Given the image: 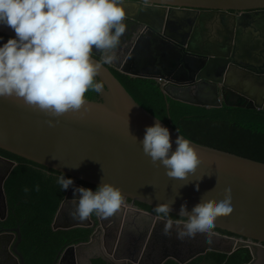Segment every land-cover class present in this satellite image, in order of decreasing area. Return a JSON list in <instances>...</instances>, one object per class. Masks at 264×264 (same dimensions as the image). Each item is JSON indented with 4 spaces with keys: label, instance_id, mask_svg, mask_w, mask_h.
I'll return each mask as SVG.
<instances>
[{
    "label": "water",
    "instance_id": "obj_1",
    "mask_svg": "<svg viewBox=\"0 0 264 264\" xmlns=\"http://www.w3.org/2000/svg\"><path fill=\"white\" fill-rule=\"evenodd\" d=\"M123 7L126 17L159 35L147 41L173 45L177 57L153 49L156 54L149 59L150 68L142 64L147 57L138 54L146 41L141 32L130 44L124 62L114 60L102 66L96 79L104 88L98 98H86L87 111L81 108L58 118L48 117L14 97L0 98V148L94 185L112 183L123 196L153 207L173 201L170 213L176 215L181 204L188 213L200 202L223 199L224 189L230 188L233 211L218 217L214 228L234 235L211 230V243L205 242V236L194 237L191 242L172 241V249L164 248L156 264L168 258L185 264L210 250L230 254L243 246L252 253L251 260L243 264L264 262V161L189 139L195 148V173L186 179L167 176L164 167L154 165L142 151L139 142L145 127L159 120L169 129L172 150L177 135L188 138L140 105L110 69L115 64L121 71L156 78L165 86L170 82L183 89L191 85L195 98L166 90L171 97L187 103L264 109V0H124ZM0 33L15 35L6 25H0ZM7 39H0V44ZM93 52V58L100 59L96 56L99 52ZM151 64L160 71L151 69ZM48 119L58 122L49 126ZM10 162L8 172L16 164ZM56 221L54 229L85 224L58 225ZM16 232L13 250L18 264H26L19 250V227ZM89 241L66 248L74 250ZM63 250L58 251L52 264L64 262Z\"/></svg>",
    "mask_w": 264,
    "mask_h": 264
},
{
    "label": "clouds",
    "instance_id": "obj_2",
    "mask_svg": "<svg viewBox=\"0 0 264 264\" xmlns=\"http://www.w3.org/2000/svg\"><path fill=\"white\" fill-rule=\"evenodd\" d=\"M123 3L124 0H0V25L15 33L0 44V98L22 100L48 117L58 118L81 108L87 111L85 93L103 91L104 84L96 77L103 65L116 59L114 50L126 31ZM93 48L100 59L93 58ZM46 122L54 126L58 121ZM139 143L143 153L154 165L163 166L169 177H192L198 167L190 140L177 135L172 150L169 129L159 120L145 127ZM56 183L65 190L73 180L61 173ZM34 188L38 191L39 185ZM23 191L27 193L29 188L25 186ZM73 191L79 193L74 216L81 221L92 214L110 217L123 203L121 189L109 182L102 181L95 190L75 186ZM231 200V189L225 188L223 199L200 202L188 213L181 204L179 216L183 220L170 218L173 201L159 203L153 210L165 218L164 235L171 236L175 228L178 243L191 242L198 236H205V242L211 243L217 218L233 211Z\"/></svg>",
    "mask_w": 264,
    "mask_h": 264
},
{
    "label": "trees",
    "instance_id": "obj_3",
    "mask_svg": "<svg viewBox=\"0 0 264 264\" xmlns=\"http://www.w3.org/2000/svg\"><path fill=\"white\" fill-rule=\"evenodd\" d=\"M133 24L126 39L125 50H114L116 60L124 59L126 50L136 38L138 24ZM156 46L158 41H148ZM110 69L122 82L134 99L164 123L180 131L188 139L252 159L264 161V109L241 106H202L175 99L166 93L169 85L146 76L126 73L110 65ZM172 93V92H171ZM88 99L98 98V93H85ZM0 153L14 159V166L6 179V193L12 213L21 221L22 242L20 249L27 264H52L64 245L88 240L92 229L52 227L55 215L67 189L62 190L56 178L62 173L22 156L0 148ZM65 177H71L63 173ZM83 181V180H81ZM85 182V181H83ZM94 186L92 183L85 182ZM39 185L36 191L34 186ZM29 191L25 193L23 188ZM144 206H153L143 203ZM169 215L178 217L173 213ZM218 229V228H216ZM219 231L232 234L223 229ZM252 253L249 247H239L232 253L210 250L185 264H243L249 262ZM92 264H108L102 257L92 259ZM110 264V263H109ZM164 264H177L168 259Z\"/></svg>",
    "mask_w": 264,
    "mask_h": 264
},
{
    "label": "flooded vegetation",
    "instance_id": "obj_4",
    "mask_svg": "<svg viewBox=\"0 0 264 264\" xmlns=\"http://www.w3.org/2000/svg\"><path fill=\"white\" fill-rule=\"evenodd\" d=\"M123 22L126 25V31L121 36L120 42L117 46V48L120 49V51H118L119 53L125 50L127 45L125 41L131 32V27L133 26V24H136L135 22H137L138 30L136 32V37L138 38L139 34L143 32L145 35V37L143 38L146 40L141 43V46L138 49V54L147 57L145 63L142 64L149 67L150 65L149 59L153 58V54H156V52H153V49L155 50L160 49L170 57L173 56L177 57V51L174 49L173 45L162 44L160 42L156 46H154L150 44V42H148L149 40L147 41L146 38L149 37L159 38V35L155 30L149 28L144 29V25L141 22H138L126 16ZM0 37L9 38L11 36L0 33ZM126 51L128 52V48ZM96 56L100 58L99 55ZM125 59L126 57L121 60L118 59L116 60V63L124 62ZM151 69H155L158 72L160 71V69L158 67L153 66V64H151ZM167 85H169L170 90L172 89L176 93H180L187 98H195L194 97L195 92L194 90H192L193 86L191 85L185 86L184 89L181 86H178L174 82H170ZM11 160L14 159L9 158L0 153V264H18V258L13 250V244L17 240L16 228L19 227L21 231V227H22L21 221L17 220V215L12 213V209L9 206L8 197L6 193L5 182L10 172L12 171L11 170L10 172H8L11 167V162H10ZM70 178H72L73 180V185L72 186L70 185L71 187L69 186L70 187L69 197L65 199L66 197L65 195L63 201L61 202V204L63 203L62 209L59 212H57L58 215L56 213L53 223L56 220H57L56 223L58 225H64L66 223L71 224V223L84 222L85 223L84 225H79V226L92 229L91 234L93 236V234L95 233L94 237H92L91 239L90 237L91 234H90L89 236L90 241L87 243L88 244L87 246L91 247L87 251V253L92 255L91 262L93 258L104 256L106 258V261H108L110 264H114V263L156 264L164 248L172 249L171 242L176 240L175 228L171 236L164 235L163 234L164 221L162 220H165V218H163L162 214L161 216H157L153 208L146 207L143 205L142 202L133 200L125 196H123V203L120 209L116 211L112 216L107 218H102L96 214H92L83 221L79 220L78 217L74 216L75 208L79 199V193L74 192L73 188L75 186H84L95 190L97 185L93 184L94 186H91L86 184L85 183L86 181L83 182L80 179L74 177H70ZM169 216L171 219H173V221L177 219L180 220L185 219L184 217H180L179 215H176L178 217H173L171 215ZM88 221L91 222V225H86ZM212 230L217 231L218 229L213 228ZM117 231H119L120 234H118V236L116 237ZM13 234L15 235L13 236ZM223 234H227V233H223ZM229 235H234V234H229ZM88 240L85 241L83 240L78 242H86ZM21 242H22V238L20 243ZM78 242H73L64 245L60 248V250L62 248L65 250L67 246L71 244H77ZM187 247L188 246H185L182 249V251L186 252ZM76 249H78L77 246L75 247L74 250L71 247L66 248L65 251L63 250L65 253L64 254L65 260L62 264H80V258H79L80 250L78 252L76 251ZM19 250L22 252L20 246H19ZM168 259H172V258H168ZM25 262L27 264L26 260ZM260 264H262V262Z\"/></svg>",
    "mask_w": 264,
    "mask_h": 264
},
{
    "label": "crops",
    "instance_id": "obj_5",
    "mask_svg": "<svg viewBox=\"0 0 264 264\" xmlns=\"http://www.w3.org/2000/svg\"><path fill=\"white\" fill-rule=\"evenodd\" d=\"M87 245H88L87 243L86 244L84 243V244H81V245H77V248L78 249H76V251L79 252V250H80V252H79L80 264H92V262H91L92 255H90L89 253H87V251L91 247L90 246H87ZM84 252H85V255H84ZM102 258L106 261V258L104 256ZM262 264H264V262H262Z\"/></svg>",
    "mask_w": 264,
    "mask_h": 264
},
{
    "label": "rangeland",
    "instance_id": "obj_6",
    "mask_svg": "<svg viewBox=\"0 0 264 264\" xmlns=\"http://www.w3.org/2000/svg\"><path fill=\"white\" fill-rule=\"evenodd\" d=\"M171 92H172V93H176V92H175V91H173L172 89H171ZM176 94H178V93H176ZM178 95H179V94H178Z\"/></svg>",
    "mask_w": 264,
    "mask_h": 264
}]
</instances>
